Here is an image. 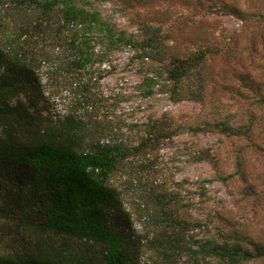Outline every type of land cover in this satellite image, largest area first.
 Listing matches in <instances>:
<instances>
[{"label": "rangeland", "instance_id": "obj_1", "mask_svg": "<svg viewBox=\"0 0 264 264\" xmlns=\"http://www.w3.org/2000/svg\"><path fill=\"white\" fill-rule=\"evenodd\" d=\"M82 2L132 43L93 34L102 41L76 68L74 31L45 38L37 109L54 123L82 121L92 142L138 147L109 184L140 264H264V0ZM179 62L193 68L171 81ZM12 224L0 216V251ZM168 237L177 252L166 259ZM224 245L255 258H221ZM201 248L209 253L193 254Z\"/></svg>", "mask_w": 264, "mask_h": 264}, {"label": "trees", "instance_id": "obj_2", "mask_svg": "<svg viewBox=\"0 0 264 264\" xmlns=\"http://www.w3.org/2000/svg\"><path fill=\"white\" fill-rule=\"evenodd\" d=\"M7 4L0 0V216L13 227L0 264H140L139 244L124 234L120 193L109 184L138 147L101 146L89 139L91 129L82 121L54 123L37 109L43 40L58 42L64 29L74 31L69 45L79 53L76 68L90 63L92 54L86 51L95 40L111 47L132 42L85 9L82 0ZM185 63L167 71L169 80L177 81L193 68ZM226 121L215 127L234 136ZM164 245L166 259L176 254V240L168 237ZM220 251L221 258L237 262L255 258L225 245ZM193 252L201 257L209 253L206 248Z\"/></svg>", "mask_w": 264, "mask_h": 264}, {"label": "built area", "instance_id": "obj_3", "mask_svg": "<svg viewBox=\"0 0 264 264\" xmlns=\"http://www.w3.org/2000/svg\"><path fill=\"white\" fill-rule=\"evenodd\" d=\"M106 144H109L108 141H106V140L100 142L101 146H105Z\"/></svg>", "mask_w": 264, "mask_h": 264}]
</instances>
